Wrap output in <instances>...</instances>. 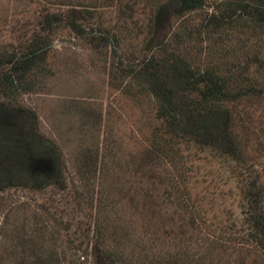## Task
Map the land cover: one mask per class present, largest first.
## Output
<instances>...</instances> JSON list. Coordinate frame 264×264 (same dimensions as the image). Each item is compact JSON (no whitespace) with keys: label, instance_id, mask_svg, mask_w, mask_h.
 <instances>
[{"label":"rangeland","instance_id":"1","mask_svg":"<svg viewBox=\"0 0 264 264\" xmlns=\"http://www.w3.org/2000/svg\"><path fill=\"white\" fill-rule=\"evenodd\" d=\"M174 1L0 0V102L34 113L65 182L0 192V264H157L159 257L161 264H264L246 212L245 165L169 141L147 83L133 76L157 69L161 58L227 77L244 70L253 79L252 31L215 22L227 13L214 0L169 12L157 30L158 9ZM38 49L40 59L23 75L5 65ZM262 98H245L239 133L264 192ZM151 143L174 162L150 165ZM177 176L185 180L181 193Z\"/></svg>","mask_w":264,"mask_h":264},{"label":"trees","instance_id":"2","mask_svg":"<svg viewBox=\"0 0 264 264\" xmlns=\"http://www.w3.org/2000/svg\"><path fill=\"white\" fill-rule=\"evenodd\" d=\"M214 1L223 5L227 13L222 18H215V22L232 20L239 22L242 29L252 31L250 38L253 39L255 52L251 53L250 61L246 63L255 67V78L245 77L244 70L227 77L211 68L179 69L176 65H167L161 58L157 59V69L150 70L154 65L141 67L133 71V76L147 83L157 103V113L165 129L163 134L169 141L192 143L210 150L217 157H226L245 165V172L249 174L244 184L247 217L252 227V237L259 243L260 254L264 256V192L261 177L255 171L254 161L248 159L242 134L239 133L243 130V118L247 111L245 98L254 96L263 97L264 100V0ZM203 5L204 0H176L170 6H161L157 11V30L163 28L164 18L169 12L182 15L199 10ZM73 30L81 34L77 26H73ZM97 38L107 40L103 35ZM162 44L157 42V49ZM42 53V49L31 51L14 60L8 59L5 65H10L11 73L23 75L35 66ZM13 89H16L14 80L9 76L5 90ZM146 157L152 166L160 162H174V157L164 150L160 151L155 143H151L146 150ZM184 183L185 180L177 176L173 182L174 189L181 193ZM49 186L65 187L55 146L38 135L36 117L31 110L0 102V192L5 188L40 191ZM179 201L184 209L188 208L187 198H179ZM161 262L162 259L157 258V264ZM175 262L173 260L168 264ZM91 264L111 263L96 259Z\"/></svg>","mask_w":264,"mask_h":264}]
</instances>
